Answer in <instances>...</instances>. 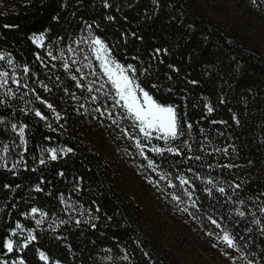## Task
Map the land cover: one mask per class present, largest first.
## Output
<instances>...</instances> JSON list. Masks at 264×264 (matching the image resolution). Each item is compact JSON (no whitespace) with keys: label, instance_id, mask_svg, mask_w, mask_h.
<instances>
[{"label":"trees","instance_id":"16d2710c","mask_svg":"<svg viewBox=\"0 0 264 264\" xmlns=\"http://www.w3.org/2000/svg\"><path fill=\"white\" fill-rule=\"evenodd\" d=\"M241 1L247 8L257 6L264 10L260 0L257 4ZM199 2L107 0L110 7L105 8V0H12L10 9L0 12V54L5 55V63L10 56L21 75L23 66L28 65L36 75L27 82L60 114L57 122L55 113L31 93L0 105V156L5 155L3 146L8 145L9 168L20 161L12 171L0 168V259L10 262L22 257L25 264H44L39 259V251H44L48 264H190L184 261L179 248L166 246L158 239L159 225L143 207L146 195L162 194L161 188L167 192L176 190L167 189L163 181L160 188L148 182V178H159L120 131H131L130 122L120 121L117 126L95 112L96 107L110 101L101 96L92 103L90 94L77 89L62 67L61 50L64 59L75 57L86 63L83 56L87 45L78 48L75 41L87 37L90 25L93 34L109 44L121 63L148 68L142 77L144 83L157 84L159 88L152 89L154 95L177 105L194 125L192 136L187 138L191 151L177 140L176 145L184 153L179 157L165 154L162 158L147 149L145 154L170 175L190 178L195 188L193 200L200 211L189 210L200 227L219 233L208 220L212 216L242 246L246 245V253L255 254L253 258L264 264V234L260 231L264 227V213L260 212L264 207V48L250 43L234 26L216 22ZM253 15L264 26V17L260 13ZM41 33L45 35L43 49L31 40ZM68 47L76 51L69 54ZM49 49L58 59L47 56ZM156 49L162 50L158 56ZM38 53L43 56L44 65L36 60ZM76 66L81 65H73ZM88 79L93 77L89 75ZM39 81L51 91H44ZM11 87L15 89L14 85ZM73 92L79 99L70 95ZM206 104L213 107L211 114ZM30 109L40 110L47 121L40 120ZM13 123L26 125L27 151L19 145V137L11 129ZM200 128L204 129L203 134ZM229 145L232 147L227 155L215 151ZM49 147H70L73 152L56 161L48 159L44 152L46 163L41 165L42 150ZM20 153H24L23 157ZM195 155L203 159H188ZM225 164L235 166L222 167ZM208 179L223 186L227 195L232 194L235 185L241 187L229 202L215 189L211 197L207 195L204 190L210 187L206 184ZM38 187L42 190L37 191ZM184 199L188 206L187 198ZM33 207L45 211L47 216H33ZM237 208L245 211L243 218L236 215ZM81 209L86 210L83 215ZM87 210H91V216ZM37 219H42L39 226ZM254 220L261 224L256 225ZM17 223L22 229L16 228ZM18 230H32L36 236L22 252L16 248L21 239L12 235ZM9 238L16 248L11 254L3 248ZM237 260L239 264L238 256Z\"/></svg>","mask_w":264,"mask_h":264},{"label":"snow or ice","instance_id":"6c2138e0","mask_svg":"<svg viewBox=\"0 0 264 264\" xmlns=\"http://www.w3.org/2000/svg\"><path fill=\"white\" fill-rule=\"evenodd\" d=\"M252 3L257 4V0H252ZM260 3H264V0H260ZM104 7H110L107 0H105ZM108 19L111 20L112 17L109 16ZM5 27L9 26L5 25ZM87 31V37H81L79 40L75 41L78 48L82 44L87 45V53L83 56V61H86V63L77 60L75 57L70 61L64 59L65 53L61 50L60 58L64 71L69 73L70 79L75 82V87L77 89L86 90L90 94V100L92 103H97L101 96L104 97L105 100L110 101V104H101L99 107L94 109V111L99 113L100 116H106L107 119L117 126H119L120 121L130 122L131 131L125 128H120V131L125 137L133 142L139 155L147 161L146 167L156 173L159 178L158 180L148 178V182L154 187L160 188V182L163 181L167 189L176 190L167 192L164 188L160 189L162 194L170 196L171 201L175 202L178 207L181 204L186 203L184 199L186 197L188 206L179 207V210L181 212H186L193 218H196L195 214L189 210V208H196L197 212L200 211V208L197 206V201L193 200L195 188L191 183L190 178H186L184 175L180 174L175 176L170 175L168 171L164 170L161 164L157 163L154 159L149 158V156L145 154V149H147L148 152L162 158L165 154L179 157L184 153L182 148L179 145H176L177 140L181 142L184 148L191 151V144L187 138L192 136L194 125L188 122L185 116L181 114L177 105L168 103L167 101H164L154 95L152 89H158L159 86L157 84H151L149 86L144 83L142 77L149 72L148 68L143 67V65L133 63H121L115 57L109 44L106 43V41L99 35L93 34L90 25L87 26ZM31 40L37 47L42 49L45 47V35L43 33L33 35ZM67 51L69 54H73L76 50L72 47H68ZM161 51V49H156L155 55L158 56ZM46 54L52 60L58 59L57 56L53 54L51 49H49ZM132 59L138 60L139 58L132 57ZM3 60H5V55L0 54V61ZM36 60L40 61L41 64L44 65V58L41 54H36ZM7 64L11 67V72L0 71V90H3V99H0V105L9 104L10 101L15 99L18 95L22 97L31 93L35 96L36 101L45 105L48 109L55 113V119L59 122L60 114L56 111L53 104L48 102L46 99H43L41 95L36 92V89L27 82L31 76L36 75L32 72V69L28 65H24L22 68V75L18 74L13 59L10 56L7 58ZM73 65L81 66L73 67ZM84 69H87L88 72L85 73ZM89 75H91L93 79L89 80ZM39 84L44 91H51V89L48 88L43 81H39ZM11 85H14L15 89L11 87ZM168 91H171V89ZM65 93L69 94L67 89H65ZM70 95L74 99H79L75 92L70 93ZM81 107H83V105H81ZM205 107L207 108V112L209 114H211L214 110L211 105L206 104ZM30 111H33L35 116L40 120L47 121V116L40 110L30 109ZM233 119H235V117H233ZM212 123H217V121H212ZM219 123L225 122L220 121ZM49 127L51 128L50 124ZM11 129L19 137V145L24 146L25 151H27V141L25 139L26 125L20 124L18 126L16 123H13L11 124ZM53 131H55V129H53ZM199 131L202 134L204 133L203 128H200ZM154 141L162 142V145L154 143ZM230 147L232 146L229 145L228 147L222 149L216 148L215 151L223 152L227 155ZM200 150L203 151L204 149L201 148ZM2 151L5 155L0 156V168H4L9 171L14 170L20 161L14 162L11 168H9L8 161L6 159V156L9 153V146L4 145ZM44 152L47 153L48 159L56 161L59 157L66 156L68 153L73 152V149L70 147L60 149L49 147L44 149L42 150L41 158L39 160L41 165L46 163L44 159ZM19 155L23 157L24 153H20ZM188 159H195L199 161L202 160L203 157L195 155L188 157ZM234 166L235 165L232 164L222 165V167L226 168ZM32 170L35 171L36 169ZM188 171L191 172L192 169L189 168ZM60 175H63V173H60ZM193 176L196 179H200V177L194 172ZM175 181H178V183ZM77 184H79V181H77ZM206 184L210 187H207L204 191L209 197L213 195V189H215L222 196H226V199L229 202H232V195H236V189L241 187L239 184L235 185L233 187L232 194L227 195L226 189L223 186H217L212 179H208ZM5 187L7 188L9 186L5 185ZM41 190L42 189L39 187L37 188V191ZM60 199L62 202L64 201L63 195H61ZM239 203L243 205L244 201L240 200ZM85 211L86 210L81 209L80 214L83 215ZM87 211L88 215L91 216V210ZM96 211H99V208H97ZM260 212L264 213V207L260 208ZM31 214L33 216L38 214L41 218L47 216L45 211L36 207L31 208ZM245 214V211L239 208L236 209L237 216L243 218ZM252 215L255 217V213H252ZM93 219H96V217H93ZM208 220L210 221V224L214 225L216 229L220 230V232L214 233L213 231H209L207 232V235L214 237L217 240V244L224 245V255L229 261V264H238L237 256L239 257V264H260V261L253 258L255 254L249 255L246 253V245L242 246L236 236L228 229L224 228L217 219L209 216ZM35 222L36 225L39 226L42 224V219H37ZM254 222L256 225L261 224L260 220H254ZM76 223L80 224L81 221L77 219ZM93 227H95V225H93ZM16 228L22 229V225L17 223ZM260 231L264 234V227H261ZM13 235L15 236L17 233L14 232ZM35 239L36 236L33 234L32 230H29L27 236L23 237L22 243L17 241L16 248L22 252L24 249L28 248L29 244ZM241 239H243V237H241ZM3 248L6 249L8 254H11L14 250H16V248H14V242L11 238L3 242ZM105 251H110V249H106ZM39 259L43 261L44 264H48L49 262V257L44 251H39ZM123 259L127 260L128 257L124 256ZM261 259H264V257ZM0 264H9V261L6 259H0ZM11 264H25V260L20 257L18 259H13Z\"/></svg>","mask_w":264,"mask_h":264},{"label":"rangeland","instance_id":"374dc122","mask_svg":"<svg viewBox=\"0 0 264 264\" xmlns=\"http://www.w3.org/2000/svg\"><path fill=\"white\" fill-rule=\"evenodd\" d=\"M11 1L0 0L1 13L10 9ZM199 4L216 22L234 26L244 34L250 43L264 48V26L255 21L253 15L260 13L264 17V10L258 9L257 6L247 8L241 0H200ZM249 10L253 12H249ZM251 15L253 18L250 17ZM1 62L4 63H2L3 66L0 65V71L11 72L10 66L8 70L5 68L7 63L4 60ZM142 201L148 216L152 217L159 225L158 239L166 246L179 248L185 262L190 264H229L224 255V245L217 244V240L208 236V231L200 227L192 216L179 210V207H186L187 204H181L178 207L175 202L158 192L146 195ZM15 233L21 242H23V237L27 236V233L21 230Z\"/></svg>","mask_w":264,"mask_h":264}]
</instances>
